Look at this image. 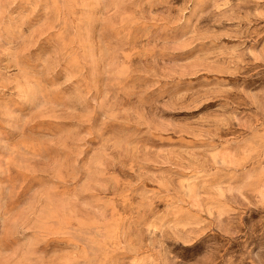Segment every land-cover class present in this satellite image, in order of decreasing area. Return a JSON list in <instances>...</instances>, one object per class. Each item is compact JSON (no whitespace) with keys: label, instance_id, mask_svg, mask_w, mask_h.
I'll use <instances>...</instances> for the list:
<instances>
[{"label":"rangeland","instance_id":"374dc122","mask_svg":"<svg viewBox=\"0 0 264 264\" xmlns=\"http://www.w3.org/2000/svg\"><path fill=\"white\" fill-rule=\"evenodd\" d=\"M0 264H264V0H0Z\"/></svg>","mask_w":264,"mask_h":264}]
</instances>
